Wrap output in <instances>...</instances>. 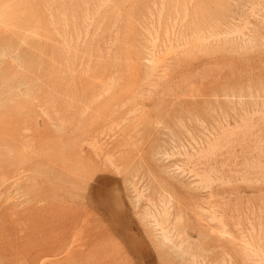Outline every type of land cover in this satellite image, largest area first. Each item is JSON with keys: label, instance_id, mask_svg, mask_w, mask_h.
Returning <instances> with one entry per match:
<instances>
[{"label": "rangeland", "instance_id": "374dc122", "mask_svg": "<svg viewBox=\"0 0 264 264\" xmlns=\"http://www.w3.org/2000/svg\"><path fill=\"white\" fill-rule=\"evenodd\" d=\"M0 264H264V0H0Z\"/></svg>", "mask_w": 264, "mask_h": 264}, {"label": "bare ground", "instance_id": "6f19581e", "mask_svg": "<svg viewBox=\"0 0 264 264\" xmlns=\"http://www.w3.org/2000/svg\"><path fill=\"white\" fill-rule=\"evenodd\" d=\"M187 9V8H186ZM168 31V30H167ZM215 38V37H214ZM158 59V58H157Z\"/></svg>", "mask_w": 264, "mask_h": 264}]
</instances>
